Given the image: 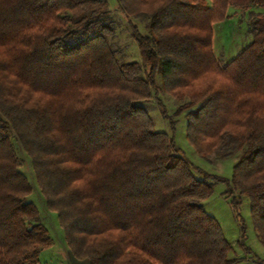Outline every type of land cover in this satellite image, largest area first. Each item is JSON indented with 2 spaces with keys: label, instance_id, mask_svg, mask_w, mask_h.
I'll return each mask as SVG.
<instances>
[{
  "label": "trees",
  "instance_id": "trees-1",
  "mask_svg": "<svg viewBox=\"0 0 264 264\" xmlns=\"http://www.w3.org/2000/svg\"><path fill=\"white\" fill-rule=\"evenodd\" d=\"M119 2L129 18L149 17L147 34L131 22L141 63L118 59L107 0H0V264H42L52 240L27 202L13 138L77 260L240 263L204 207L218 183L235 208L249 199L264 244V0ZM230 6L252 8L254 35L220 65L213 26ZM158 76L183 102L171 116L157 101L171 135L142 105L158 96ZM185 112L199 155H238L230 180L178 147L174 118Z\"/></svg>",
  "mask_w": 264,
  "mask_h": 264
},
{
  "label": "rangeland",
  "instance_id": "rangeland-1",
  "mask_svg": "<svg viewBox=\"0 0 264 264\" xmlns=\"http://www.w3.org/2000/svg\"><path fill=\"white\" fill-rule=\"evenodd\" d=\"M107 1L112 11V20L116 29L110 42L117 52L118 59L124 63H141L142 57L138 43L133 38L131 22L137 24L143 34H147L148 15L143 13L138 17L129 18L122 11L119 0ZM206 1L208 4H212L211 0ZM139 11L145 10L141 8ZM258 11L260 12V10L256 12ZM251 12L252 8L237 9L230 6L227 11L229 17L214 24L213 47L220 65L230 62L242 48L252 41L254 34L250 27V22L252 21ZM157 87L159 89L158 96L142 102V105L145 106L153 118L156 129L171 135L169 120L163 116L157 101L158 99L163 101L171 116L174 115L183 102L176 99L174 95L164 91L161 76L157 77ZM186 113L174 118L178 123L175 136L178 147L195 168L230 180L233 176V169L238 155L227 159H221L216 154L208 157L199 155L196 148L187 138ZM13 143L20 161V170L33 187V192L27 198V202L33 203L38 208L41 222L48 229L52 239L51 244L41 255V262L42 264H70V259L75 258L65 242L58 216L55 212L48 210L46 206L45 198L34 175L31 159L22 149L17 139L13 138ZM196 175L202 178L197 171ZM227 189L226 183H218L214 188L213 194L205 200L204 207L208 214L220 223L226 239L232 245L230 257L243 259L238 264H264V244L259 240L254 228L249 199L245 196L241 197L239 207L235 208L232 204L234 197L226 194ZM236 197H240L238 192Z\"/></svg>",
  "mask_w": 264,
  "mask_h": 264
},
{
  "label": "crops",
  "instance_id": "crops-1",
  "mask_svg": "<svg viewBox=\"0 0 264 264\" xmlns=\"http://www.w3.org/2000/svg\"><path fill=\"white\" fill-rule=\"evenodd\" d=\"M70 264H90L88 260H77V259H70Z\"/></svg>",
  "mask_w": 264,
  "mask_h": 264
}]
</instances>
